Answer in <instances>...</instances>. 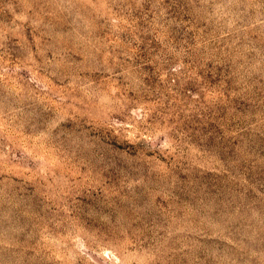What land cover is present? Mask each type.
<instances>
[{
  "label": "rangeland",
  "instance_id": "1",
  "mask_svg": "<svg viewBox=\"0 0 264 264\" xmlns=\"http://www.w3.org/2000/svg\"><path fill=\"white\" fill-rule=\"evenodd\" d=\"M0 264H264V0H0Z\"/></svg>",
  "mask_w": 264,
  "mask_h": 264
}]
</instances>
